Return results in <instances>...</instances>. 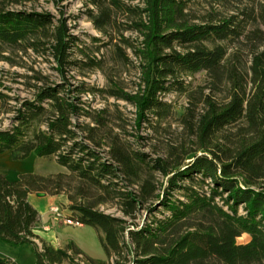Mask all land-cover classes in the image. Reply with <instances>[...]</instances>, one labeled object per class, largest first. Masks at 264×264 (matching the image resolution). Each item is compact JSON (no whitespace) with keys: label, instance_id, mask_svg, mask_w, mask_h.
Instances as JSON below:
<instances>
[{"label":"trees","instance_id":"obj_1","mask_svg":"<svg viewBox=\"0 0 264 264\" xmlns=\"http://www.w3.org/2000/svg\"><path fill=\"white\" fill-rule=\"evenodd\" d=\"M191 1L144 0V9H128V28L142 41L122 40L140 61L141 84L134 93L115 87L113 95L137 108L142 125L173 114V106L162 97L187 91L183 75L206 73L208 84L197 97L189 94L182 119L198 149H183L174 161H148L118 136H101L106 118L79 96L101 90L73 88L66 79L50 85L37 78L35 99L16 111L13 129L0 130V154L12 150L15 160L56 157L69 173H27L17 181L0 173V241L32 245L37 264H264V1L230 17L212 12L198 23ZM91 3L100 12L96 16L91 11V19L108 33L111 7L104 0ZM0 41L26 51H50L62 73L77 64L71 60L76 37L66 20L52 14L0 9ZM234 44L243 49L230 53ZM117 49L130 63L127 51ZM224 86L229 95L220 101L214 93ZM82 117L90 121H76ZM33 123L47 130L28 137L27 127ZM103 147L108 150L98 151ZM154 172L168 180L163 193ZM70 179L77 181L69 194L70 218L99 232L107 261L87 255L73 241L55 247L36 232L40 212L30 194L59 196ZM177 191L181 197H175ZM107 203L118 204L124 218L99 208ZM141 209L154 216L151 223L136 222ZM245 235L250 240L239 242ZM0 264L18 263L0 256Z\"/></svg>","mask_w":264,"mask_h":264},{"label":"rangeland","instance_id":"obj_2","mask_svg":"<svg viewBox=\"0 0 264 264\" xmlns=\"http://www.w3.org/2000/svg\"><path fill=\"white\" fill-rule=\"evenodd\" d=\"M104 1L106 6L111 7L113 13V25L108 26V33L101 32L91 19V11H94L96 16L100 14L91 0H61L59 5L54 0H0V9L52 14L58 20H66L70 33L76 37L77 41L76 46L73 47L71 58L77 64L68 66L64 73L58 71V64L50 55V51L35 49L26 51L19 46L0 41V91L4 93V96H0V130L13 129L17 117L16 111L26 101L35 99L36 90L33 85H36L37 78H42L50 85L62 83L63 79H66L73 88L85 85L86 88L93 91L101 90L79 95L85 101L86 107L106 118V128H103L101 136H118L130 150L147 155L148 161L160 158L174 161L179 154L183 153V149L190 151L198 149L196 138L190 134V130L183 124L182 119L185 109L190 104L189 94L196 93V97L200 94L201 88L208 84L207 74L200 72L183 75L181 80L185 82L187 91L174 90L162 97L173 106V114L162 119L154 118L151 122L140 125L137 108L129 102L117 98L113 93H115V87L128 93H134L140 88V61L135 57L132 49L126 47L122 38H130L136 44L141 43L142 38L139 33L128 28L132 24L129 19L132 14L130 15L128 9L140 11L145 8V2L144 0H115L117 2L115 5L112 4L113 0ZM261 1L264 0H251L244 4H236L218 0H192L190 11L194 19L198 17L194 20L198 23L212 12L220 17H230L247 7L249 10H252L253 6L259 7ZM118 46L127 51L131 59L130 63L125 62L119 56ZM242 49L240 44H234L230 45L229 52H239ZM241 54L246 55V52ZM3 57H8V60ZM250 64L251 58L247 65ZM248 66H245L246 69ZM205 92L211 93V90L208 89ZM214 94L218 100H226L229 88L224 86ZM76 121L89 122L90 120L82 117ZM38 130H47V128L45 125L33 123L27 127V136L33 135ZM105 141L107 142L106 139ZM105 150L108 148L98 149L100 152ZM104 156L108 155L104 153ZM47 159L51 166H56V157ZM44 169L48 170L51 167L44 166ZM62 173H69V171L65 168V172ZM56 174L58 173L46 176ZM154 175L159 193H163L168 188V180L159 172H154ZM144 177L146 176L144 175ZM124 184L125 187L127 183L124 182ZM76 185L77 181L68 180L65 192L59 195L60 197L54 204L62 206L64 214L68 217L73 215L70 209L69 194L74 192ZM129 189H138V187H129ZM208 190L209 187L205 186V191ZM174 195L181 197L178 191ZM220 203L222 202L220 201ZM99 208L108 214L124 218L118 204L107 203ZM159 211L162 212L163 208H160ZM241 212H243L242 209ZM155 214L160 217L164 216L159 212ZM153 217L147 210L141 209L136 222L142 226L147 222L151 223ZM249 240L250 237L245 235L239 239V242L245 243Z\"/></svg>","mask_w":264,"mask_h":264},{"label":"crops","instance_id":"obj_3","mask_svg":"<svg viewBox=\"0 0 264 264\" xmlns=\"http://www.w3.org/2000/svg\"><path fill=\"white\" fill-rule=\"evenodd\" d=\"M47 158L40 159V157L32 155L26 159L15 160L13 151L7 150L0 154V173L10 181H17L21 175L27 173L46 176L51 173L65 172V167L59 165L58 162L56 166H51ZM44 166H50L51 169L45 170ZM58 197L60 196L47 194L45 197H40L37 193L30 194V202L40 212V222L36 232L55 247L64 248L73 241L87 255L107 261L108 257L101 243L100 234L95 228L84 224L68 225L54 219L51 207L57 202ZM0 256L12 258L18 264H37L35 249L30 244L14 246L0 241Z\"/></svg>","mask_w":264,"mask_h":264},{"label":"built area","instance_id":"obj_4","mask_svg":"<svg viewBox=\"0 0 264 264\" xmlns=\"http://www.w3.org/2000/svg\"><path fill=\"white\" fill-rule=\"evenodd\" d=\"M51 212L54 214V219L57 221H63L68 225H81L80 222L73 220L72 218L64 214L63 208L60 205H53Z\"/></svg>","mask_w":264,"mask_h":264},{"label":"water","instance_id":"obj_5","mask_svg":"<svg viewBox=\"0 0 264 264\" xmlns=\"http://www.w3.org/2000/svg\"><path fill=\"white\" fill-rule=\"evenodd\" d=\"M37 195L40 196V197H45L47 195V193H45V192H39V193H37Z\"/></svg>","mask_w":264,"mask_h":264}]
</instances>
